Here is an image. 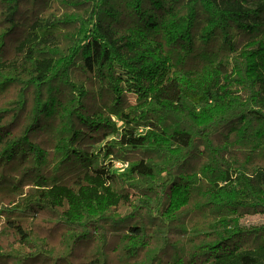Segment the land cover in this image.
<instances>
[{"label":"trees","instance_id":"trees-1","mask_svg":"<svg viewBox=\"0 0 264 264\" xmlns=\"http://www.w3.org/2000/svg\"><path fill=\"white\" fill-rule=\"evenodd\" d=\"M247 214L264 0H0V264H264Z\"/></svg>","mask_w":264,"mask_h":264},{"label":"rangeland","instance_id":"rangeland-1","mask_svg":"<svg viewBox=\"0 0 264 264\" xmlns=\"http://www.w3.org/2000/svg\"><path fill=\"white\" fill-rule=\"evenodd\" d=\"M130 98H131V100H134L135 96L134 95H130ZM115 210L118 211V212H121V213H127L130 210V203L129 202L128 203H121L118 207L115 208ZM241 224L244 227H252V226H257V225H260V224H264V215L263 214H256V215L247 214V215L242 217ZM53 239H55V238H53ZM63 242H64V240L63 241L58 240L57 243H56L58 246L54 250L55 251L61 250L62 246H63Z\"/></svg>","mask_w":264,"mask_h":264},{"label":"built area","instance_id":"built-area-1","mask_svg":"<svg viewBox=\"0 0 264 264\" xmlns=\"http://www.w3.org/2000/svg\"><path fill=\"white\" fill-rule=\"evenodd\" d=\"M113 164L115 166L116 169L120 170V171H124L128 168L129 163H126L124 161H120V160H113Z\"/></svg>","mask_w":264,"mask_h":264}]
</instances>
